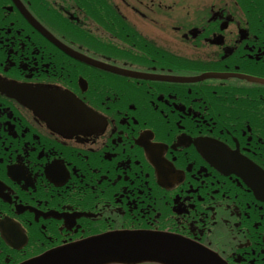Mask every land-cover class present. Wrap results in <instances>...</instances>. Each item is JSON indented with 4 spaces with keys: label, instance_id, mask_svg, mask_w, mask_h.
Wrapping results in <instances>:
<instances>
[{
    "label": "flooded vegetation",
    "instance_id": "af4514ba",
    "mask_svg": "<svg viewBox=\"0 0 264 264\" xmlns=\"http://www.w3.org/2000/svg\"><path fill=\"white\" fill-rule=\"evenodd\" d=\"M199 2L0 0V264L126 229L178 234L225 264H264L254 192L264 178L246 170L264 171V90L256 101L255 89L218 81L215 99L214 84L173 78L264 68V39L220 31L222 17L208 20Z\"/></svg>",
    "mask_w": 264,
    "mask_h": 264
},
{
    "label": "water",
    "instance_id": "95a60500",
    "mask_svg": "<svg viewBox=\"0 0 264 264\" xmlns=\"http://www.w3.org/2000/svg\"><path fill=\"white\" fill-rule=\"evenodd\" d=\"M75 262L160 260L170 264H202L197 252L188 243L163 235H111L97 236L79 243ZM205 256V255H204ZM57 262L56 256L52 264ZM46 264H51L46 260ZM36 264V263H30ZM40 264V263H38Z\"/></svg>",
    "mask_w": 264,
    "mask_h": 264
}]
</instances>
